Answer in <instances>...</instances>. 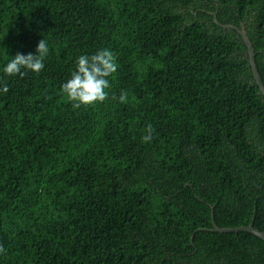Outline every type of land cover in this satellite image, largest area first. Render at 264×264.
Instances as JSON below:
<instances>
[{"label": "trees", "instance_id": "obj_1", "mask_svg": "<svg viewBox=\"0 0 264 264\" xmlns=\"http://www.w3.org/2000/svg\"><path fill=\"white\" fill-rule=\"evenodd\" d=\"M225 26L264 83V0H0V264H264L216 231L264 233V96ZM44 38L39 74L3 72ZM102 49L109 98L74 108Z\"/></svg>", "mask_w": 264, "mask_h": 264}, {"label": "clouds", "instance_id": "obj_2", "mask_svg": "<svg viewBox=\"0 0 264 264\" xmlns=\"http://www.w3.org/2000/svg\"><path fill=\"white\" fill-rule=\"evenodd\" d=\"M50 55V44L44 38L38 43L36 54H17L7 60L3 72L8 77L24 76L28 73L39 74L45 68V61ZM117 72V63L113 52L109 49L97 51L94 55H81L70 78L61 86V92L72 103L74 108L94 107L109 98L110 77ZM9 91L6 85H0V93ZM120 102L126 96H120ZM151 129L144 137L151 142Z\"/></svg>", "mask_w": 264, "mask_h": 264}, {"label": "water", "instance_id": "obj_3", "mask_svg": "<svg viewBox=\"0 0 264 264\" xmlns=\"http://www.w3.org/2000/svg\"><path fill=\"white\" fill-rule=\"evenodd\" d=\"M215 21H216V23H218L217 19ZM225 27H230V28L238 30L240 35L242 36L243 41H244V43H245V45L247 47V55H248V58H249V61H250V65H251L252 71H253L254 79H255L257 85L259 86L261 93L264 96V83H263L262 78L260 76V73L258 71V67L256 65L254 48H253L252 42H251V40H250V38L248 36V33H247L245 27L242 26L241 29H239V28H237L235 26H225ZM216 231L221 232V233L233 232V231L234 232H239V231L249 232L252 235H254L257 238H259V239L264 241V233L259 231V230H257L252 225L247 226V227H239V228H236V229H233V228H219L218 226H216Z\"/></svg>", "mask_w": 264, "mask_h": 264}, {"label": "bare ground", "instance_id": "obj_4", "mask_svg": "<svg viewBox=\"0 0 264 264\" xmlns=\"http://www.w3.org/2000/svg\"><path fill=\"white\" fill-rule=\"evenodd\" d=\"M35 130V129H34Z\"/></svg>", "mask_w": 264, "mask_h": 264}]
</instances>
